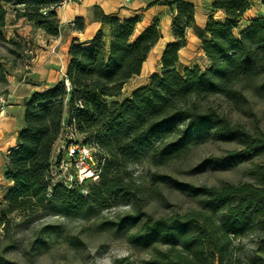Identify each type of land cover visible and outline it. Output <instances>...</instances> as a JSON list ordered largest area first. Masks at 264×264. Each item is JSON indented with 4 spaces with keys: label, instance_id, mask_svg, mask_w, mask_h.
<instances>
[{
    "label": "trees",
    "instance_id": "obj_1",
    "mask_svg": "<svg viewBox=\"0 0 264 264\" xmlns=\"http://www.w3.org/2000/svg\"><path fill=\"white\" fill-rule=\"evenodd\" d=\"M57 1L0 0V41L18 45L4 34L9 7L15 19L57 36L62 29ZM155 2L172 12L174 41L163 48L160 69L146 85L116 100L160 38L158 21L137 32V17L120 19L96 6L100 27L87 44L71 41L64 79L31 92L24 101L22 126L3 154L2 177L10 187L0 199L2 235L22 223L29 227L42 215L90 220L121 204L129 209L102 218L97 227L146 252L141 264H264V131L257 122L248 129L232 121L209 101L217 95L241 105L248 91L264 98V16L242 25L249 0H213L211 11L221 10L224 18L210 13L197 32L207 64L180 68L178 52L186 44L187 28L194 25V7L186 0ZM73 25L82 29L83 18H75ZM4 77L0 60V79ZM64 124L74 125L84 143L106 152L96 182L68 187L51 180L52 154ZM207 142L237 147L198 162L188 173L263 161L245 171L250 181L221 185H195L159 171L150 172L144 184L129 170L143 160L165 166ZM163 189L185 195L194 206L153 216L146 203L151 197L163 199ZM46 239H33L29 248L41 249ZM0 264L19 263L0 254ZM113 264L134 263L120 257Z\"/></svg>",
    "mask_w": 264,
    "mask_h": 264
},
{
    "label": "rangeland",
    "instance_id": "obj_2",
    "mask_svg": "<svg viewBox=\"0 0 264 264\" xmlns=\"http://www.w3.org/2000/svg\"><path fill=\"white\" fill-rule=\"evenodd\" d=\"M246 19L243 18L242 25L245 24ZM4 34L6 39L13 36L18 45L0 41V60L5 72L4 79H0V111L1 107L12 100L8 94L11 93V85L15 79L24 77V81L36 82L33 78L38 68L34 60L41 51L46 50L48 44L36 27L22 18L15 19L11 7L6 15ZM199 51L204 54L200 44L192 52V61L194 65L203 67L207 64L204 65L206 57L199 55ZM147 77L146 72L143 71L140 75L131 78L116 100L121 101L129 96L133 89L146 81ZM247 97L248 100L241 105L230 103L217 95L211 96L209 101L216 104L219 110L227 114L232 121L241 122L248 129H252L253 124L257 122L264 131V98L255 96L250 91L247 92ZM15 128L16 121L9 119V116L0 115V199L10 187V183L2 177L3 154L12 143ZM236 147L234 143L207 142L193 148L183 158L165 166L155 167L147 160H143L129 165V170L144 184L147 183L149 173L152 171L163 172L179 181L195 185H221L224 182L250 181L251 178L245 174V171L253 162H261L263 159H254L227 170L207 168L200 173H188V170L198 162L212 156H221L227 150ZM58 148H61L60 142L55 145L54 150L57 151ZM162 193L163 199L151 197L146 203L145 210L153 216L183 212L194 206L193 201L177 191L163 189ZM128 209L127 206L114 204L90 220L42 215L29 227H26L24 223L11 227L5 236L2 235L0 227V254L19 264H113L114 260L120 257H127L134 264H141L147 257L146 252L132 249L125 239L116 238L110 231L97 227V223L102 218H115ZM46 226L49 227L43 229ZM48 231L51 232L48 233ZM44 236L47 238L46 244L41 249L29 248L33 239Z\"/></svg>",
    "mask_w": 264,
    "mask_h": 264
},
{
    "label": "crops",
    "instance_id": "obj_3",
    "mask_svg": "<svg viewBox=\"0 0 264 264\" xmlns=\"http://www.w3.org/2000/svg\"><path fill=\"white\" fill-rule=\"evenodd\" d=\"M186 1L191 3L194 7V25L187 28L186 44L178 52V66L180 68L194 65V61H192V52L195 51V48L199 47L200 44L196 32L204 26L207 16L212 13L213 18L217 20H223L224 18V14L221 10L211 11L213 0ZM249 1L250 8L244 12L243 18H247V21L251 18L264 16V0ZM96 6L103 12L114 14L120 19L137 17L139 19L136 24L137 32L145 29L153 21H158L160 38L142 63L138 75L144 71L148 77L146 81L141 83L138 87L148 83L147 80H149V75L152 72L159 71L161 66V52L167 43L174 41L171 32L172 12L167 5L156 3L155 0H72L62 6L55 7L57 17L62 26L60 33L57 36H49L42 30L36 28L41 32L48 43L46 50L41 51L40 55L34 60L38 68L35 70L33 78L36 82L31 83L29 81H24V77L15 79V82L11 85V93L8 94L12 100L4 107H1L0 115L9 116V119L16 121L12 143L6 148V151L14 145L17 132L22 126L23 105L29 94L33 91L43 92L51 85L64 79L69 60L68 47L71 41L76 40L78 43L87 44L94 32L100 27V23L94 18V7ZM78 17L83 18L84 26L82 29L73 28V21ZM198 54L205 58L202 52L199 51ZM206 63L207 59L204 60V65ZM12 78L14 77L12 76ZM13 110H15L14 113Z\"/></svg>",
    "mask_w": 264,
    "mask_h": 264
},
{
    "label": "built area",
    "instance_id": "obj_4",
    "mask_svg": "<svg viewBox=\"0 0 264 264\" xmlns=\"http://www.w3.org/2000/svg\"><path fill=\"white\" fill-rule=\"evenodd\" d=\"M70 1L72 0H58L55 7ZM58 142L61 148L53 150L49 168L51 180L68 187L86 181L96 182L107 158L106 152L95 144L84 143L83 135L72 124L63 125V132L56 144Z\"/></svg>",
    "mask_w": 264,
    "mask_h": 264
}]
</instances>
